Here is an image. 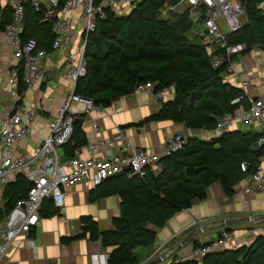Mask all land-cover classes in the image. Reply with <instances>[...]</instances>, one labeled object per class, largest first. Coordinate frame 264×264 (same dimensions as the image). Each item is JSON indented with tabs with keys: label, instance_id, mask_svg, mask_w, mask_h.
Listing matches in <instances>:
<instances>
[{
	"label": "trees",
	"instance_id": "trees-1",
	"mask_svg": "<svg viewBox=\"0 0 264 264\" xmlns=\"http://www.w3.org/2000/svg\"><path fill=\"white\" fill-rule=\"evenodd\" d=\"M102 1L94 0V3ZM237 1L244 7L245 23L238 31L228 34L227 42L245 44L243 52L253 46L264 50V10L259 7L264 0ZM178 3L179 0H138L126 13L106 9L86 37V72L76 80L73 93L109 107L112 101L135 93L140 84L150 83L154 91L170 85L174 89L173 97L162 101L158 112L138 125L170 121L190 130L212 129L223 115L240 106L248 108L250 101L245 92L225 79L226 65L216 68L211 65L219 50L211 51L197 36L192 39L186 36L192 26L187 12L171 10L168 16H163L165 6L175 7ZM41 10L26 4L23 37H34L38 46L49 52L54 39L52 22L40 20ZM11 21L10 5H0V33ZM184 24L186 27L181 26ZM20 67H17L19 94L26 89L20 81ZM82 123V116L73 120L69 142L61 146L63 157L71 156L75 148L86 144ZM261 135L251 129H235L208 139L188 136L180 150L158 160L156 173L148 169L142 178L121 173L102 180L90 199L117 195L119 214L112 219L108 231H100L89 218L81 219L85 225L82 236L87 233L90 239L100 241L108 250L107 264H138L134 249L153 244L155 229L163 227L177 211L189 208L193 200H203L211 184L218 181L225 196L234 195L235 186L245 174L254 171L263 153L264 145L257 146ZM242 162L247 163L246 173L240 169ZM30 188L31 182L21 174L6 183L0 218L24 199ZM44 203L49 206L51 199ZM197 245L195 242L193 247ZM174 259L168 264H197L174 262ZM202 261L203 264H264V235H257L250 243L207 254Z\"/></svg>",
	"mask_w": 264,
	"mask_h": 264
},
{
	"label": "built area",
	"instance_id": "built-area-1",
	"mask_svg": "<svg viewBox=\"0 0 264 264\" xmlns=\"http://www.w3.org/2000/svg\"><path fill=\"white\" fill-rule=\"evenodd\" d=\"M138 0H103L95 4L94 0H9L12 8V21L5 26L1 34L9 41L11 50L19 57L21 63L20 81L26 89H32L43 81L41 62L48 51L38 46L34 37H23V14L26 4L36 10L42 9L41 21H51L54 39L51 51H66L64 60L65 77L73 84L71 92L65 98L54 118L48 122L49 133L42 138L40 145L29 155L14 156L10 147L18 140L25 138L33 128L37 109L34 105L21 99L18 93L19 73L17 68L8 72L7 82L11 95L19 101L15 110H4L0 123V186L12 181L17 174L23 175L31 182L27 196L18 201L0 223V264L3 262L13 241L27 235L40 223L39 209L45 199H51L58 207L62 206L65 189L78 183L98 184L102 180L124 173L127 177H144L148 169L157 165L165 155L180 150L187 137L173 133L160 145L158 152L138 149L121 132L96 139L86 147L88 156L82 157L81 149L75 148L72 155L63 157L61 146L68 143L72 133V122L81 113L95 110L101 115L107 108H115L118 100L111 102L109 107L95 104L92 99L73 93L76 80L86 72L85 44L86 37L95 28L98 18L104 16L106 9L121 14L128 12ZM185 5L184 11L194 23L193 26L204 29L202 43L211 51L219 50L212 58L211 65L216 68L225 64L226 73H235L237 62L235 55L245 51L243 43L229 44L227 36L244 26L245 10L237 0H179ZM175 7L163 9V15H169ZM77 12V14H76ZM76 14V15H75ZM75 15V21L71 16ZM166 17V16H165ZM82 26V34L75 46L69 49L76 33L77 26ZM224 26L228 32H222ZM150 91L154 100H165L174 95L173 86H165L154 91L153 85L144 83L137 86L136 92ZM50 99V97H47ZM75 106L81 108L76 109ZM253 122L258 125L262 134L257 146L264 145V93L250 100L248 108L239 107L234 112L220 117L215 127L202 130L212 135L231 130L238 123ZM97 130L96 124L92 125ZM190 136H194L190 134ZM103 148V155L98 152ZM242 172L247 171V163H240ZM241 191L254 193L264 191V150L258 158L253 172L247 173L242 179ZM235 231L223 229L217 237L194 247L189 255H180L174 262L195 261L203 264V257L236 240ZM27 244L34 248L31 239ZM158 249H156V252ZM107 252L93 255L91 264H107ZM173 260V259H172ZM171 260V261H172ZM169 261V262H171ZM168 262V263H169ZM163 263V264H168Z\"/></svg>",
	"mask_w": 264,
	"mask_h": 264
},
{
	"label": "crops",
	"instance_id": "crops-1",
	"mask_svg": "<svg viewBox=\"0 0 264 264\" xmlns=\"http://www.w3.org/2000/svg\"><path fill=\"white\" fill-rule=\"evenodd\" d=\"M8 1L0 0V5L8 4ZM259 7L264 10V2ZM75 15L71 16L73 22ZM197 28L192 27L191 37L197 36L202 42L204 35ZM76 30L69 49H75L79 35L82 34V26H77ZM187 37L190 38L188 35ZM66 55L67 50L49 51L41 62L43 81L20 94L21 99L36 107L37 113L29 134L10 147L14 156L29 155L40 145L42 138L49 133L48 122L54 118L71 92L73 84L65 77ZM234 58L237 62L235 73L225 72V79L242 89L248 101L263 94L264 50L253 46L247 52L236 54ZM18 66H21L19 57L11 50L9 41L0 33V123L4 110H15L19 102L11 95L7 82L8 72ZM165 100H154L150 91L135 92L118 99V105L115 108H107L105 115L95 110L81 113L82 128L86 137V144L79 147L82 157L88 156L86 147L89 143L110 137L117 131H121L138 149L152 152H158L160 145L173 133L185 137L192 134L201 139V136L210 138L219 134H205L202 130H190L183 124L170 121H153L138 125L145 117L158 112L162 101ZM93 124L98 126L97 130H94ZM244 124L246 125L238 123L231 130L251 129L260 132L258 125L253 122ZM103 148L99 150V156L103 155ZM158 169L156 165L150 170L156 173ZM97 185L91 182L78 183L65 189L61 207L52 200L49 206L41 203L38 211L39 225L27 235H21L13 241L3 262L91 264L93 255L108 252L99 240L90 239L87 233L82 236L85 225L81 219L89 218L100 231H108L112 228V219L119 214L120 199L117 195L90 199V196L93 198L92 193ZM3 187L4 185L0 186V208L3 204ZM241 187L242 182L235 186L234 195L227 197L218 181L211 184L206 189V197L203 200H193L189 208L177 211L163 227L155 229L156 238L153 244L134 249L138 264H146L160 256L164 258L160 263L163 264L180 255H189L195 242L198 245L207 243L217 237L223 229L235 231L236 240L232 245L227 244L223 249L213 253H219L231 246L250 243L257 235H264V191L244 193ZM44 212L47 214L43 215ZM1 221L2 217L0 223ZM27 239L33 241L34 248L27 244Z\"/></svg>",
	"mask_w": 264,
	"mask_h": 264
},
{
	"label": "rangeland",
	"instance_id": "rangeland-1",
	"mask_svg": "<svg viewBox=\"0 0 264 264\" xmlns=\"http://www.w3.org/2000/svg\"><path fill=\"white\" fill-rule=\"evenodd\" d=\"M167 8H168L167 6L164 7V9H167ZM184 8H185V5H184L183 3L177 4V5L175 6V8H174V12L181 13V12L184 11V10H183ZM162 14H163V13H162ZM163 16L165 17V16H167V15H163ZM191 22H192V21H191ZM186 25H187V23H186ZM193 25H194V23L192 22V26H191V28H190L189 30H187V32H186V36H187V35L190 36L189 39L193 38V37H191V34H193V32L191 31ZM181 26L186 27L185 24H184V25H181ZM188 26H190V23H189ZM221 29H222V32H224V33H227V32H228V30H227L224 26H222ZM197 30H200L201 33H203V31H204V29H202V28H197ZM200 31H199V32H200ZM196 38L199 39L198 37H196ZM240 54H241V53H239V55H240ZM243 125H246V124L243 123ZM201 137H202V139H208L206 136H201ZM158 264H160V263H158Z\"/></svg>",
	"mask_w": 264,
	"mask_h": 264
},
{
	"label": "water",
	"instance_id": "water-1",
	"mask_svg": "<svg viewBox=\"0 0 264 264\" xmlns=\"http://www.w3.org/2000/svg\"><path fill=\"white\" fill-rule=\"evenodd\" d=\"M76 119V118H75ZM74 119V120H75ZM229 249V248H228ZM226 250V249H225ZM163 257H157V258H155V259H153L152 261H150V262H148V263H146V264H158V263H162L163 262Z\"/></svg>",
	"mask_w": 264,
	"mask_h": 264
}]
</instances>
